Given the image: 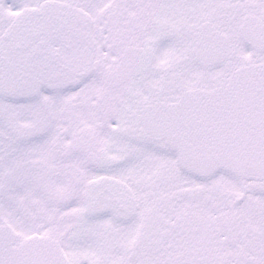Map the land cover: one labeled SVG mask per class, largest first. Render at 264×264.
I'll list each match as a JSON object with an SVG mask.
<instances>
[{"label": "snow or ice", "instance_id": "1", "mask_svg": "<svg viewBox=\"0 0 264 264\" xmlns=\"http://www.w3.org/2000/svg\"><path fill=\"white\" fill-rule=\"evenodd\" d=\"M0 264H264V0H0Z\"/></svg>", "mask_w": 264, "mask_h": 264}]
</instances>
